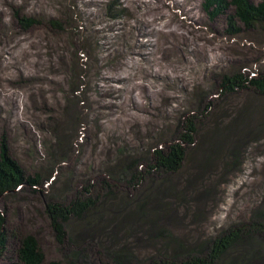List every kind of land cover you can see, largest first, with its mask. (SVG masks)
I'll list each match as a JSON object with an SVG mask.
<instances>
[{
  "label": "rangeland",
  "instance_id": "374dc122",
  "mask_svg": "<svg viewBox=\"0 0 264 264\" xmlns=\"http://www.w3.org/2000/svg\"><path fill=\"white\" fill-rule=\"evenodd\" d=\"M112 2L116 4L115 11L108 10ZM204 2L0 0V140L6 139L12 157L25 175L41 171L47 178L42 189L38 188L41 195L27 192L22 196L31 202H0V210L5 209L8 221L7 247L0 264L16 263L19 242L13 234H35L46 262L61 261L62 248L55 244L43 218L39 196L45 199L64 195L69 199L84 180L97 187L101 178L108 177L106 171L115 166L112 159L117 149H125V159V152L145 154L147 145L158 138L159 132H174L181 111L191 103L194 93L208 96L199 108L191 110L198 112L207 102L212 103L211 112L218 110L216 73L239 70L253 76V72H264V34L242 33L229 38L226 28L230 10L211 18L203 9ZM71 10L80 32L73 28L64 32L52 30L48 21ZM136 15L154 32L147 33V28L139 34L137 29L144 26L138 28ZM16 16L34 18L38 23L23 29ZM85 40L95 41L91 55L98 63L94 61L95 67L91 65L90 74L84 78L89 68L88 56L78 51L74 57L71 49ZM73 68L83 69L79 79L84 83L80 88L84 98L81 92L74 95L78 101H86L74 108L81 122L90 123L86 129L75 128L66 115L60 119L66 106L72 117L73 98L68 83ZM240 96L233 97L231 103H241ZM52 131L67 159L60 164L50 160L53 166L47 171L49 158L43 144L51 145L55 135ZM65 138L72 140L71 146ZM247 150L241 170L231 172H224L220 163L218 168L208 165L210 170L202 171L207 154L192 152L174 177L161 182L162 177L149 176L136 190H126L127 195L133 202L138 193L150 195L144 210L166 207L167 219L161 228L178 232L191 247H203L220 229L251 219L253 209L264 201V147L252 146ZM55 153L59 154V149ZM140 165L137 170H141ZM69 174L72 177L68 180ZM55 177L57 180L53 181ZM119 185L120 189L124 186ZM108 207L111 211L120 208L115 200ZM129 209L130 206L125 211ZM126 216V212L116 215L115 223L125 225ZM81 247L82 264H100L104 259L91 240Z\"/></svg>",
  "mask_w": 264,
  "mask_h": 264
},
{
  "label": "trees",
  "instance_id": "16d2710c",
  "mask_svg": "<svg viewBox=\"0 0 264 264\" xmlns=\"http://www.w3.org/2000/svg\"><path fill=\"white\" fill-rule=\"evenodd\" d=\"M115 5V2L108 4V10L115 11ZM203 9L211 18L230 10L226 28V36L229 38L238 37L242 33L264 34V0H205ZM123 11L121 9V12ZM16 17L23 29L38 23L34 18ZM114 17L117 18L116 15ZM48 24L57 32H64L68 28L80 32L72 10L60 18L49 20ZM94 44L93 40H85L79 47L72 45L74 57H77L78 51L88 56L89 68L85 71L84 78L88 72L90 74L89 69L94 61L98 63L91 55V47L96 46ZM85 65L86 63L83 64ZM71 72L68 92L73 98L71 100L73 118L68 115L66 106L63 108L65 113L61 110L60 119L66 115V119L70 118L75 128H89L90 123L81 122L75 113L76 107L74 108L80 101H86V99L78 101L74 95L81 92V97L84 98V90L80 91L84 83L79 79V75H83V69L75 71L73 68ZM215 79L220 96L218 110L211 112L210 102L205 103L198 112L191 110L192 107L199 108L200 103L208 96L194 93V97L190 98L191 103L182 110L183 112L181 111L174 132L169 129L159 132V139L149 142L145 154L125 152V159L122 157L125 149H117L112 159L115 166L106 171L108 177L101 178L97 187L85 183L84 180L77 191L74 189L73 196L69 199L64 195L61 197L51 195L45 199L39 196L43 218L51 230L55 244L62 248L60 253L63 262L57 261L53 264H82L81 245L87 240H91L99 248L98 255L103 254L104 259L100 264H264V201L253 209L251 219L220 229V232L209 238L203 247L200 244L191 247L178 232L161 228L167 219L164 212L166 207L161 205L156 211L144 210L149 203L150 195L138 193L137 199L133 202L126 192L128 189L136 190L138 184L149 176H160L161 182L174 177L180 173L187 155L192 152L207 154L206 168L202 171L210 170L208 165L218 168L217 163H220L224 172H231L241 170L243 156L248 154L249 147H264V72L256 71L250 76L239 70H231L216 73ZM238 94L241 95L239 97L241 103L238 101V104L233 105L231 103L233 97ZM57 139L55 134L49 147L43 144L49 158L47 171L52 168L53 163H64L67 159L65 153H61L60 146H57L61 144L56 142ZM71 141L66 139L68 146H71ZM56 149H59L62 156H59L60 153L56 155ZM50 160H53V163ZM139 164L141 170H137ZM69 175L68 180L72 177V174ZM45 177L41 171L31 176L25 175L22 166L12 157L6 139L2 137L0 202L6 199L31 202L28 197L22 196L27 192L35 196L41 195L43 192L38 188L42 189L44 181L47 180ZM55 180L57 177L53 181ZM63 184L65 187L69 184L70 189H73L70 183ZM119 184L124 186L120 189ZM114 200L120 208L111 211L108 206ZM151 203L154 204V200H151ZM128 206L131 209L125 211ZM4 210H0V260L5 254L8 241V221ZM125 212L127 214L125 225L115 223L114 217ZM12 236L19 242L16 263L12 264H52L46 262L45 253L35 234ZM142 250L144 255L141 253Z\"/></svg>",
  "mask_w": 264,
  "mask_h": 264
},
{
  "label": "bare ground",
  "instance_id": "6f19581e",
  "mask_svg": "<svg viewBox=\"0 0 264 264\" xmlns=\"http://www.w3.org/2000/svg\"><path fill=\"white\" fill-rule=\"evenodd\" d=\"M92 2H93V0H92ZM177 4V3H176ZM189 11V10H188ZM188 11H185V14L187 15V17H190V18H192V16L190 15V13L188 12ZM133 14V16L136 14H134V13H132ZM136 17H137V20L139 21V23H140V27H138V28H142V26H144V29H141V30H138L137 29V31H138V33L139 34H143V32H144V30H146L147 28H148V30L146 31L147 33L148 32H150V33H153L154 31V29L151 27V25H149V24H146V23H143V21H141L140 20V17L138 16V15H136ZM151 23V22H150ZM152 24V23H151ZM140 31V32H139Z\"/></svg>",
  "mask_w": 264,
  "mask_h": 264
}]
</instances>
